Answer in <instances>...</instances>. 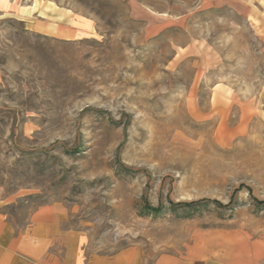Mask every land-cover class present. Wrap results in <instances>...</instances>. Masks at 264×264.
Returning a JSON list of instances; mask_svg holds the SVG:
<instances>
[{"label": "rangeland", "instance_id": "rangeland-1", "mask_svg": "<svg viewBox=\"0 0 264 264\" xmlns=\"http://www.w3.org/2000/svg\"><path fill=\"white\" fill-rule=\"evenodd\" d=\"M39 3L0 14V214L59 205L85 260L264 244L263 0Z\"/></svg>", "mask_w": 264, "mask_h": 264}, {"label": "crops", "instance_id": "crops-1", "mask_svg": "<svg viewBox=\"0 0 264 264\" xmlns=\"http://www.w3.org/2000/svg\"><path fill=\"white\" fill-rule=\"evenodd\" d=\"M40 6L39 0H31L30 4L0 0V14L18 15L24 8L25 13H32ZM262 6L263 10L257 6L260 13L264 12ZM55 8L56 5H50L48 10L60 16L56 24L58 30L71 33V29L64 28H71L73 18L66 13L67 10L63 12ZM258 20L264 42V16L259 15ZM65 221V211L56 204L42 205L33 210L26 226L20 229L0 214V264H143L137 259L136 252L130 250L117 252L109 258L83 259L78 250L82 245V234L65 227ZM223 235H211L206 239L210 243L194 246V255L189 259L181 258L180 253L177 256L165 254L149 264H259L264 246L261 241L255 240L250 244L247 237L237 235V232L227 238Z\"/></svg>", "mask_w": 264, "mask_h": 264}]
</instances>
